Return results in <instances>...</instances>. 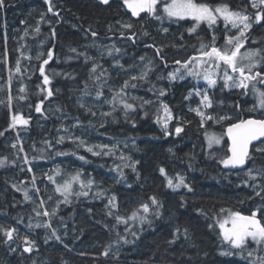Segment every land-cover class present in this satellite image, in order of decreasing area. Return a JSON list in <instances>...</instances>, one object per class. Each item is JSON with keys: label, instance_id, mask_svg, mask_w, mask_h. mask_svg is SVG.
Wrapping results in <instances>:
<instances>
[{"label": "trees", "instance_id": "trees-1", "mask_svg": "<svg viewBox=\"0 0 264 264\" xmlns=\"http://www.w3.org/2000/svg\"><path fill=\"white\" fill-rule=\"evenodd\" d=\"M194 2L211 9L226 4L249 17L251 26L240 52L258 53L256 66L246 74L260 76L249 81L248 88L227 90L221 81L225 71L241 77L222 62L211 87L196 79L208 68L183 80L168 77L175 71L185 74L184 62L199 57L202 44L210 50L213 37L216 47H226V35L234 33L229 34L230 26L221 21L195 27L194 21L169 20L159 13L135 20L123 0H109L107 5L100 0H4L0 161L11 166L0 167V264L264 263L263 246L249 242L244 251H228L219 228L229 212L243 216L255 212L264 224V151L257 150L264 149V142L252 149L245 170L227 172L220 162L227 156V127L250 118L264 119V107L256 108L257 95L264 93V5L253 7L255 0ZM43 16L57 34L51 39L53 58L46 71L51 96L41 85L42 63L35 58ZM128 24L132 27H125ZM197 89L207 91L210 107H203L193 95ZM118 92L129 95L124 104H131V109L121 104ZM165 105L171 115L166 127L162 125ZM94 110L107 117L98 122ZM198 110L204 113L203 126ZM17 115L31 118L13 131L10 117ZM177 127L182 128L179 134ZM209 135L220 138V146L210 149ZM106 144L119 146L128 168L118 150L108 157L103 155L106 152L88 151ZM60 167L68 172L79 169L86 184L92 181L87 195L66 194L65 201V195L54 193L49 177ZM181 177L187 187L168 186L169 179L177 184ZM143 204L149 206L147 213ZM42 209L52 221L48 226ZM133 211L145 220L129 219ZM7 229L15 230L11 240L4 234ZM29 246L32 250L26 252Z\"/></svg>", "mask_w": 264, "mask_h": 264}, {"label": "snow or ice", "instance_id": "snow-or-ice-1", "mask_svg": "<svg viewBox=\"0 0 264 264\" xmlns=\"http://www.w3.org/2000/svg\"><path fill=\"white\" fill-rule=\"evenodd\" d=\"M46 3L49 2V0H45ZM103 4H108L109 0H100ZM125 6L131 11L133 16H139L142 12H148L149 14H155L157 12V6L159 3H163V12L167 15L168 18H177V19H185V18H192L199 24L201 21H207L209 25L215 24L217 22V16L214 15L215 13H219L226 25L228 23H231L233 28H237L239 25H243V27L240 29L238 36H227L226 35V47L223 49L218 48L215 46V37H213V46L210 50L207 49V46L201 45L200 50V56L199 57H193L189 61H185L183 64V67L187 70L189 75L193 76H199V73L195 71L194 69L196 67H199L202 63H208L210 66H214L217 69L221 67V62L223 65L227 66V68H230L233 73H238L241 79L236 84L237 87L240 88H248L249 81L255 80L256 77L260 76V73L257 72L255 75H248L245 72V69L249 73L252 72V70L255 67V63L252 62L251 58L257 55V52L250 51L247 53H244V58L249 59L250 63L248 65L241 66L238 63V54L240 53V49L243 47L242 40L245 38V32L247 29L251 26L249 21V17L246 15H242L239 12H232L229 10L228 6L226 4L218 5L214 10L211 9L208 5L203 3H196L194 0H123ZM259 3L264 5V0H259ZM4 6V0H0V7ZM253 7H256V4H253ZM51 7L49 8V11H51ZM157 19H159V16H156ZM262 19L261 13L257 12L256 14V20L260 21ZM127 28H131L132 25L128 24L125 25ZM38 30V29H37ZM195 29H189V31H194ZM167 31V29H165ZM95 35V33H93ZM227 45H234L233 48H228ZM75 51V49H73ZM160 50L157 49V52ZM52 58V52H48V59L43 61V64L40 67L41 75L44 77V83H49V78L47 75H45L44 70V64L48 63V60ZM193 61H197V63L194 65L193 68H189V63H192ZM178 64H180V61H177ZM19 65V62H18ZM19 67H17V71H19ZM170 79H176L175 73L169 74ZM143 78V77H141ZM135 79V78H134ZM204 79L207 80L210 86L215 85L216 81L214 79H211L210 75L205 74ZM229 80H235L233 76L228 75V72L225 71V86H228ZM23 91V89H21ZM163 94V93H161ZM48 95H52L51 91L48 92ZM261 106L264 107V93H261ZM207 102L205 106L210 107L211 101L209 100V97L207 94H204L202 103ZM124 107L126 109H131L133 106L131 104H125ZM37 112L41 111V107L38 104L36 106ZM164 111L168 113V108L165 105ZM197 114L202 117V126H203V117L204 113L197 111ZM168 118L171 119V115L169 113ZM207 119H214L211 116H208ZM221 120L225 119V117H220ZM27 124L28 121L23 119L20 116H14L13 117V123L10 125V127H15L16 124ZM167 125L165 124V127ZM182 131L181 127L176 128V133L179 134ZM168 134L167 132L165 133ZM228 137L231 141V145L228 149V151L231 153V155L226 156V158H223L220 162L225 166H241L244 165L246 160L249 157V144L259 139L260 137H264V119H248V120H241L239 123L231 125L227 129ZM0 135H3V133H0ZM209 147H211L213 144H219L220 139L215 136H209L207 137ZM106 147V146H105ZM258 151H264V149H257ZM88 151H92L93 155H97L98 153L93 151L92 148H89ZM107 154V153H105ZM122 159H125L124 157H121ZM83 159V157H81ZM3 161H0V164H2ZM128 166V165H125ZM131 167H133V170H135V165L132 164ZM161 173H164V169H160ZM122 175V172H121ZM51 179V177H49ZM73 182H80L81 187H84L82 181H80V174L76 173L74 176H72L69 180L65 181L63 185H59L57 187V191L60 192L62 195L70 193L72 190V183ZM92 183L91 180L88 181V184L90 185ZM181 184H184L183 178H179V181L177 184H173V181L171 179L168 180V186L169 187H179ZM185 187H187L186 184H184ZM191 190V189H189ZM83 195H87V192L81 193ZM259 195V193H257ZM28 195L25 192V199H28ZM67 200V196L65 195V201ZM112 200H115V197H112ZM153 204H157L158 201L155 199V197L151 198ZM111 202V201H110ZM43 203V202H41ZM143 211L147 213L149 211V206L147 204L141 205ZM224 212L225 210H221ZM39 215V213H37ZM54 214V212H53ZM45 216H48L49 213L44 212ZM159 215V213H157ZM138 218L141 221L145 220V217H137V213L133 211L132 215L129 217V219ZM120 220V218H117ZM230 224L231 227H226V225ZM47 226V225H46ZM211 227V225H210ZM219 228L221 229V235L223 236V239L225 241H228L232 244L233 247L240 248L244 242L246 237H251L252 240L256 241L257 243H264V224H262L259 220L256 219V213L253 212L252 216H243L239 212H229V215L227 218L223 219L219 222ZM5 236L8 240H11L13 238V232L14 229H7L3 230ZM53 235H55V232H53ZM58 238V237H57ZM26 244H30L31 242L25 240ZM26 252H30L32 248L25 247L24 249ZM107 254V253H105ZM251 255V253H249Z\"/></svg>", "mask_w": 264, "mask_h": 264}, {"label": "rangeland", "instance_id": "rangeland-1", "mask_svg": "<svg viewBox=\"0 0 264 264\" xmlns=\"http://www.w3.org/2000/svg\"><path fill=\"white\" fill-rule=\"evenodd\" d=\"M255 4H256V6H260L261 5L259 3V0H255ZM157 13H159V15L161 17L167 18L169 20H189V21H194L195 22V27L196 26H200L202 23H205V24L209 25V23L207 21H201V22H199V24H197V22L195 20H193L192 18H185V19L168 18L167 15L163 12V4H161V3L158 4V6H157V12L155 13V15H157ZM148 15H150V14L148 13ZM214 15L217 16V22H220L221 21V22H223L226 25L223 17L219 13H215L214 12ZM242 15H244V14H242ZM217 22L215 24H217ZM212 25H214V24H212ZM212 25H210V26H212ZM226 26H230V32H229V34L230 33H234L232 35L234 37L235 36H238L240 29L243 27V25H239L237 28H233L232 25H231V23H228ZM249 29H250V27L247 29V31ZM37 45H36V47H37ZM38 46H40V45H38ZM250 51L251 50H249V51L248 50H244L243 52L241 51L238 54V63H239V65L244 66V65H248L250 63L249 59H245L244 58V53H247V52H250ZM37 52L38 53L36 54V57L35 58L38 60V58H40V56H42V55H40L42 53V52H40V48H39V50ZM256 58H257V55H255L254 57L251 58L252 62L255 63V66L257 64ZM196 63H197V61L194 64H192L191 67H189V68H193ZM204 68H208V71L205 72L203 75L199 76V78H196V79H197V82H200V83H203V84H206V85L210 86L209 83L207 82V80L204 79V76H205V74H208V75H210L211 79H214L215 81H217V75H216V72L215 71H218L219 68L217 69L214 66H210L208 63H202V64H200L199 67H196L194 70L196 71V70H201V69H204ZM20 70H19V72H20ZM245 72H247V69H245ZM174 73L176 74V79H170V77L168 76L170 80H177V79L183 80L187 76H190V75H188V72H186L185 74H183L182 71H175ZM228 75L233 76L235 78V80L234 81L233 80H229L228 81V86H225L226 89L229 90V91L230 90H241L242 88L236 86V84L239 82V80L241 78H239L238 76H235L232 73H228ZM29 76H30V74H29ZM221 81L225 85V73H223V75L221 76ZM118 94H119L118 95L119 98H121V102H122L121 104L124 106L126 104V103L124 104V100H127L128 101L130 97H128L129 95L127 93H124V92H118ZM204 94H207V91L204 90V89H197L193 93L194 96H196L197 98H199V100L201 101V105L203 107H205V104L207 103V102L202 103ZM257 96H258V103H257V107L256 108H257V110H259V109H262L263 108L261 106V99H262V97H261V94H258ZM96 99H100V97H97ZM96 102L99 103V101H96ZM37 104H40V103H37ZM94 112H95V114H94L95 119H97L98 122H101L103 119H105L107 117V116H105V114L103 112H100V114H99V112H96L95 110H94ZM168 115H169V112L168 113H166L165 111L163 112L162 125H164V126H165V124L168 126L170 124V122H171V119L168 118ZM19 116L22 117L21 115H19ZM10 121H11V123H13V117L12 116L10 117ZM19 125L20 124L18 123V124L15 125V127L18 128ZM23 125L24 124H22L21 126H23ZM76 125L79 126V127H82V124L81 123H76ZM167 132H168V130H167ZM209 136H212V135H209ZM207 143H208V139H207ZM220 144H221V139H220V143L219 144H213L209 148L210 149H214V148L220 146ZM105 146L104 145H96V146L90 147V148H92L93 151L97 152L98 153L97 155L101 154L102 152H106L107 154H105V153L103 154L104 157H108L111 154L110 152L113 151V149L118 150L119 151V155L118 156L125 158L124 159V167L125 168H128L129 167L128 158L126 157V155L123 152H121L119 150V146L117 144H106ZM208 146H209V144H208ZM124 148H127V147L124 146ZM90 152L93 153L92 151H90ZM113 154H115V153H113ZM61 155H62V152H61ZM79 160L82 161V162H85L84 160H81L80 158H79ZM12 164H13V162H12ZM125 165H128V166H125ZM8 166H11V162H9V161H3V163L0 164V167H8ZM26 169H27V171H28V173H29V175L31 177V180L33 181V184H35V175H34L32 169H31V167L29 166L28 163H26ZM76 173H79L80 174V181H82L85 186L84 187H81V183L80 182H73L72 183V190H71L70 193H74L75 192L78 196H80V195L84 196L81 193L87 192L88 190L90 191L91 189H90V186L88 184H86V182H85V180H84V178L82 176V173L80 172L79 169L74 170V172H68V171H66V169L64 170L62 167H60V169L56 168V171L54 172V174L50 175V177H51L50 180H51V183L54 184L55 189H57V187L59 185H63L65 183V181L69 180ZM59 174H60V177L58 176ZM44 176H48V175L46 174ZM57 178H60V181L56 183L55 180H57ZM34 188H35V186H34ZM98 192H101L102 193V190H99ZM54 193H58L59 194L60 192H58L57 190H54ZM70 193H67V194H70ZM64 195H66V194H64ZM61 196H62V194L60 193V197ZM39 202L40 203L42 202L41 199H39ZM44 212H47V210L46 209H45V211L43 210V215H44ZM45 217L47 218V224L46 225L48 226L49 224L52 223V221L50 220V216L49 215H48V217L47 216H45ZM256 217L258 218V214L257 213H256ZM226 227H231V225L228 224V225H226ZM249 242L250 243H253L254 245L263 246V248H264V243H257L256 241L252 240L251 237H246L244 244L240 248L233 247L232 244L230 242H228V241H226L225 244L228 245V251L230 249H237V250H243L244 251V249L242 247L243 246H246ZM246 252L248 253V255H249V253H251V251H249V250L248 251L246 250Z\"/></svg>", "mask_w": 264, "mask_h": 264}, {"label": "flooded vegetation", "instance_id": "flooded-vegetation-1", "mask_svg": "<svg viewBox=\"0 0 264 264\" xmlns=\"http://www.w3.org/2000/svg\"><path fill=\"white\" fill-rule=\"evenodd\" d=\"M52 19V17H50ZM48 19L46 16L40 17L39 18V34H40V40H41V63L43 64L44 60L48 59V54L46 53V49L48 48L49 51L52 52V46H53V41L51 40L54 36H56V32H55V28H52L49 24H48ZM55 19V18H53ZM52 58H53V52H52ZM49 63V62H48ZM47 64H44V70H45V75H46V71L48 72L49 68L47 67ZM41 85L44 87H47L48 83L45 84L44 83V77L41 75ZM45 90V89H44ZM46 92V90H45ZM23 119H30L31 116L27 115L26 118L22 117ZM22 124H20L19 126H21ZM25 125V124H24Z\"/></svg>", "mask_w": 264, "mask_h": 264}, {"label": "water", "instance_id": "water-1", "mask_svg": "<svg viewBox=\"0 0 264 264\" xmlns=\"http://www.w3.org/2000/svg\"><path fill=\"white\" fill-rule=\"evenodd\" d=\"M128 11L130 12V14H131V16H132L133 19H138L141 15H143V14L146 13V12H142V13H140L139 16H133L132 13H131V11H130L129 9H128ZM247 120H248V119H247ZM229 127H230V126H229ZM229 127H227V129H228ZM227 129H226V131H225V137H226V141H227V143H228V149H229V147H230V145H231V141H230V139H229V137H228ZM261 141H264V137H260L259 139L254 140V141H252V142L249 144V155H250V152H251V148H252L255 144H257V143H259V142H261ZM228 149H227V150H228ZM229 155H231V153L228 151V156H229ZM246 167H247V160H246L245 164H244V165H241V166H236V167L228 166V167H225V166L223 165V170H225V171L237 172V171H240V170L245 169ZM256 219L259 220L257 217H256Z\"/></svg>", "mask_w": 264, "mask_h": 264}, {"label": "bare ground", "instance_id": "bare-ground-1", "mask_svg": "<svg viewBox=\"0 0 264 264\" xmlns=\"http://www.w3.org/2000/svg\"><path fill=\"white\" fill-rule=\"evenodd\" d=\"M139 19V18H138ZM136 20V19H135ZM226 130V129H225Z\"/></svg>", "mask_w": 264, "mask_h": 264}]
</instances>
